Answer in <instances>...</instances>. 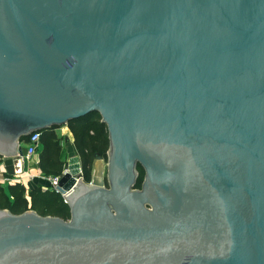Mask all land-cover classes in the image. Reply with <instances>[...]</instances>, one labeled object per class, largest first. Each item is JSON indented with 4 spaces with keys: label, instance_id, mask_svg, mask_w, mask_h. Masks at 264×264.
Here are the masks:
<instances>
[{
    "label": "water",
    "instance_id": "95a60500",
    "mask_svg": "<svg viewBox=\"0 0 264 264\" xmlns=\"http://www.w3.org/2000/svg\"><path fill=\"white\" fill-rule=\"evenodd\" d=\"M92 113L104 182L70 157L68 220L0 210V264H264V0H0L4 173Z\"/></svg>",
    "mask_w": 264,
    "mask_h": 264
},
{
    "label": "trees",
    "instance_id": "16d2710c",
    "mask_svg": "<svg viewBox=\"0 0 264 264\" xmlns=\"http://www.w3.org/2000/svg\"><path fill=\"white\" fill-rule=\"evenodd\" d=\"M65 126L72 136L81 179L88 184L96 159H100L103 163L106 161L107 134L105 126L100 123V118L95 113L69 121ZM56 128L51 127L38 133L40 150L37 153V168L42 178L57 177L63 171V164L59 161L60 145L54 134ZM27 138L20 139V143H26ZM136 171L138 177L135 188L139 189L143 172L138 166ZM0 210H6L13 215L30 210L38 216L56 217L63 221L69 218L68 207L63 203L59 194L41 187H35L26 192L19 184L5 187L0 185Z\"/></svg>",
    "mask_w": 264,
    "mask_h": 264
},
{
    "label": "crops",
    "instance_id": "0c3cea01",
    "mask_svg": "<svg viewBox=\"0 0 264 264\" xmlns=\"http://www.w3.org/2000/svg\"><path fill=\"white\" fill-rule=\"evenodd\" d=\"M54 134L56 139L59 141L60 154L59 161L63 164V170L66 169V162L70 157H77L73 147L72 136L66 126L57 127L54 129ZM66 148V151L63 148ZM40 150V145L35 154L29 160H24L21 158L16 164L17 169L14 165V175L8 176L4 173V169L0 165V185L5 187L7 185L19 184L26 192L32 190L35 187H41L42 189H47L48 183L46 178L40 176V172L37 168V153ZM68 151V152H67ZM70 151V152H69ZM34 158V159H33ZM78 159V158H77ZM96 161L94 162V164ZM98 163V162H97ZM99 164V163H98ZM3 179H14L15 181H3Z\"/></svg>",
    "mask_w": 264,
    "mask_h": 264
},
{
    "label": "built area",
    "instance_id": "2783aa9c",
    "mask_svg": "<svg viewBox=\"0 0 264 264\" xmlns=\"http://www.w3.org/2000/svg\"><path fill=\"white\" fill-rule=\"evenodd\" d=\"M38 144H39V134L38 133L31 134L27 138L26 143L22 144V147H23V156H22V158L24 160L31 159L32 156L35 154L37 148H38ZM100 167H101V165H100ZM65 172H66V169H64L62 171L61 175L64 174ZM61 175L57 176V177H48V178H46V181L48 183L47 189L57 193L56 186H57V183H58ZM3 181H11V182H13L15 180L14 179H3Z\"/></svg>",
    "mask_w": 264,
    "mask_h": 264
},
{
    "label": "rangeland",
    "instance_id": "374dc122",
    "mask_svg": "<svg viewBox=\"0 0 264 264\" xmlns=\"http://www.w3.org/2000/svg\"><path fill=\"white\" fill-rule=\"evenodd\" d=\"M63 150L64 151H66V148L64 147L63 148ZM68 152V151H67ZM70 152V151H69ZM34 159V158H33ZM99 164L101 165V172H100V174H101V177H100V179L102 180V182H104V176H105V163H103V162H99ZM95 165H96V163L95 164H93V167H92V170L94 169V167H95Z\"/></svg>",
    "mask_w": 264,
    "mask_h": 264
},
{
    "label": "bare ground",
    "instance_id": "6f19581e",
    "mask_svg": "<svg viewBox=\"0 0 264 264\" xmlns=\"http://www.w3.org/2000/svg\"><path fill=\"white\" fill-rule=\"evenodd\" d=\"M15 167L17 169V164L15 165ZM100 171H101L100 164L96 163L95 168H94V172H93V175H94L96 180H98L100 178Z\"/></svg>",
    "mask_w": 264,
    "mask_h": 264
}]
</instances>
